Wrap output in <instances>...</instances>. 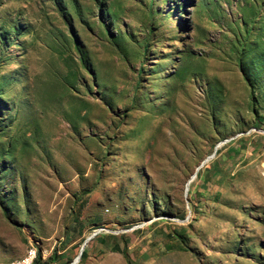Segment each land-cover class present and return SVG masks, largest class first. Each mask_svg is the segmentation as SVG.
I'll return each mask as SVG.
<instances>
[{"label":"rangeland","instance_id":"1","mask_svg":"<svg viewBox=\"0 0 264 264\" xmlns=\"http://www.w3.org/2000/svg\"><path fill=\"white\" fill-rule=\"evenodd\" d=\"M87 238L264 264V0H0V264Z\"/></svg>","mask_w":264,"mask_h":264},{"label":"trees","instance_id":"2","mask_svg":"<svg viewBox=\"0 0 264 264\" xmlns=\"http://www.w3.org/2000/svg\"><path fill=\"white\" fill-rule=\"evenodd\" d=\"M206 174H208V172H206ZM175 236L178 237V241L182 247H188L189 236L185 233V228H181L180 231H176ZM168 246H169L168 249L172 248L170 245H168ZM86 251L87 250L84 248V250L82 251V254H81V258L86 256ZM120 252L123 253L124 255L127 254L123 250H120ZM50 262H51L50 259L49 260H42L41 254L37 253L33 259L32 264H50ZM77 262L78 261L76 260V257H75L70 264H77Z\"/></svg>","mask_w":264,"mask_h":264},{"label":"water","instance_id":"3","mask_svg":"<svg viewBox=\"0 0 264 264\" xmlns=\"http://www.w3.org/2000/svg\"><path fill=\"white\" fill-rule=\"evenodd\" d=\"M189 182H190V181L187 182V186H186V188H185V194H186V195H187V191H188V184H189ZM88 239H89V238H87V239L83 242V244H82V246H81V248H80V251H79L78 255L76 256V260H77V261H78L79 258L81 257L82 251L84 250V247H85V243H86V241H87Z\"/></svg>","mask_w":264,"mask_h":264},{"label":"built area","instance_id":"4","mask_svg":"<svg viewBox=\"0 0 264 264\" xmlns=\"http://www.w3.org/2000/svg\"><path fill=\"white\" fill-rule=\"evenodd\" d=\"M32 258H33V256L29 260H27L24 264H28V262L33 261Z\"/></svg>","mask_w":264,"mask_h":264},{"label":"bare ground","instance_id":"5","mask_svg":"<svg viewBox=\"0 0 264 264\" xmlns=\"http://www.w3.org/2000/svg\"><path fill=\"white\" fill-rule=\"evenodd\" d=\"M34 255H35V251L33 250V251H32V255H30V256L32 257V256H34Z\"/></svg>","mask_w":264,"mask_h":264}]
</instances>
